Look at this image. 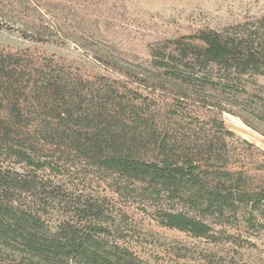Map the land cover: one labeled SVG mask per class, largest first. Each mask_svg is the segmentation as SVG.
Here are the masks:
<instances>
[{"label":"trees","instance_id":"1","mask_svg":"<svg viewBox=\"0 0 264 264\" xmlns=\"http://www.w3.org/2000/svg\"><path fill=\"white\" fill-rule=\"evenodd\" d=\"M149 56L151 83L104 60L116 78L81 77L55 55L0 52V164L57 176L92 167L117 193L154 207L163 227L252 245L264 231V186L233 166L235 134L219 116L248 106L264 125V89L250 87L264 78V17L157 40ZM41 190V180L0 166V264H149L94 224L100 210L52 230L26 201Z\"/></svg>","mask_w":264,"mask_h":264},{"label":"rangeland","instance_id":"2","mask_svg":"<svg viewBox=\"0 0 264 264\" xmlns=\"http://www.w3.org/2000/svg\"><path fill=\"white\" fill-rule=\"evenodd\" d=\"M262 17L264 0H0V52L55 55L72 63V69L77 67L73 73L81 77L116 78L100 61L104 60L110 62V69L119 66L148 76L151 83L155 78L149 56L153 42L194 36L204 29L222 30ZM250 87L264 89V78H257ZM228 107L234 114L223 113L219 118L235 134L228 140L233 166L244 168L255 184L264 186V135L243 118L262 132L264 125L248 113V106ZM0 166L13 177L42 181L40 194L27 195L26 201L41 208L52 230L66 221L89 222L95 209L102 216L94 224L108 227L112 241L149 264H264V231L250 236L252 245L241 248L163 227L154 207L134 194L117 193L92 167L66 168L57 176L12 161Z\"/></svg>","mask_w":264,"mask_h":264}]
</instances>
